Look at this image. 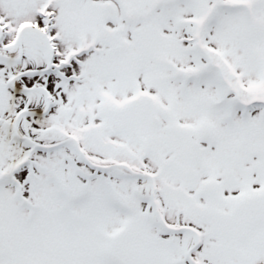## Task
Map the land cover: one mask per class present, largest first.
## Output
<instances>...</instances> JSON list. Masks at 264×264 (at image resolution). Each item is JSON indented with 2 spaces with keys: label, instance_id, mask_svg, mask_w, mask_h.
Segmentation results:
<instances>
[{
  "label": "snow or ice",
  "instance_id": "6c2138e0",
  "mask_svg": "<svg viewBox=\"0 0 264 264\" xmlns=\"http://www.w3.org/2000/svg\"><path fill=\"white\" fill-rule=\"evenodd\" d=\"M0 264H264V0H0Z\"/></svg>",
  "mask_w": 264,
  "mask_h": 264
}]
</instances>
